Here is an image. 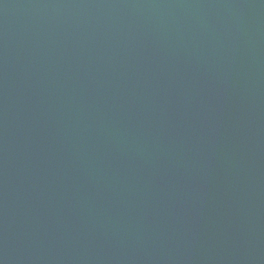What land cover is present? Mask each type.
Masks as SVG:
<instances>
[{
    "label": "water",
    "instance_id": "water-1",
    "mask_svg": "<svg viewBox=\"0 0 264 264\" xmlns=\"http://www.w3.org/2000/svg\"><path fill=\"white\" fill-rule=\"evenodd\" d=\"M0 264H264V0H0Z\"/></svg>",
    "mask_w": 264,
    "mask_h": 264
}]
</instances>
